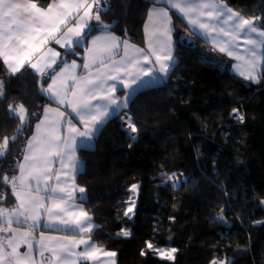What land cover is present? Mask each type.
<instances>
[{
    "label": "trees",
    "instance_id": "1",
    "mask_svg": "<svg viewBox=\"0 0 264 264\" xmlns=\"http://www.w3.org/2000/svg\"><path fill=\"white\" fill-rule=\"evenodd\" d=\"M51 1L34 0L42 7ZM227 1L238 9L259 6L264 12V0ZM152 5L159 3L101 0L107 9L101 20L142 46ZM171 14L177 62L166 81L137 92L105 123L95 146L79 150L84 168L77 183L86 189L84 207L99 226L91 236L99 246L117 252V264H211L215 257L230 264H264V75L258 83L239 77L195 33L198 48L180 45L177 28H188L174 10ZM67 56L83 61V54ZM0 81V144L9 139L0 158V207H13L17 200L3 177L19 172L27 141L50 102L41 92L50 78L42 79L28 67L10 75L0 60ZM10 105L27 109L25 124L9 111ZM234 108L243 122L230 115ZM126 111L136 133L122 124ZM234 130L236 143L231 142ZM173 173L179 187H172ZM132 184H139L135 194L129 190ZM130 197L135 200L131 219L124 215ZM121 229L131 230V236H118ZM148 241L177 248L175 261L159 259L147 249Z\"/></svg>",
    "mask_w": 264,
    "mask_h": 264
},
{
    "label": "snow or ice",
    "instance_id": "2",
    "mask_svg": "<svg viewBox=\"0 0 264 264\" xmlns=\"http://www.w3.org/2000/svg\"><path fill=\"white\" fill-rule=\"evenodd\" d=\"M108 0H104L107 4ZM156 3L168 7H153L149 10L151 30L146 28V48L130 45L127 41L111 33V24L101 20V0H52L46 8L39 7L34 0H0V60L10 75L19 73L26 66L34 70L42 79L50 78L51 83L41 91L60 105H67L73 114L83 123L84 130H79L72 122V117L57 109L45 108L43 119L35 125L36 134L28 141V152L24 162L18 165L19 176L3 177L11 184L12 194L18 201L12 209L0 207V264H38L33 256V243L30 232H20L12 228L13 222L28 228L39 227L41 213L47 215L46 227L63 231H73L82 235L92 233L94 225L91 216L77 203L86 199L84 188H77L62 181L69 173H78L80 164L76 159L77 138L92 139L100 126L113 114H119L132 101V92L141 85L160 79L162 74L168 76L174 63L173 26L169 7L175 9L181 18L186 19L193 30L197 31L214 49L235 59L233 71L244 80L259 82L264 75V18L243 16L233 10L225 0H156ZM260 21V23H258ZM71 27H68L69 24ZM99 28L100 34L91 37V46L85 47L93 29ZM66 29V30H64ZM63 33L59 38L58 33ZM49 40L65 48L66 53L79 55L76 47L85 48V59L82 68L88 75L78 77L75 69L81 67L73 60L68 63L61 59L62 67L57 71L53 66L61 54L43 47ZM123 45V55L114 59ZM94 69V70H93ZM69 81L72 85H69ZM111 81L112 83H109ZM127 90L123 99L114 96L117 87ZM4 82L0 81V97L4 96ZM25 124L28 118L23 105L16 108L9 106ZM56 115L49 119V113ZM33 116L36 114L33 113ZM237 122H243L244 116L239 109H232ZM131 133L138 131L129 116L126 121ZM66 125L67 135L62 136L61 127ZM136 139L135 136L131 137ZM13 140L16 137H12ZM9 139L5 137L0 144V158L8 149ZM59 162L61 170L54 174L52 165ZM66 169V171H65ZM50 184L49 181H53ZM164 175V173H161ZM175 173L169 177L174 181ZM74 179V177H72ZM180 181H174L172 187H179ZM35 189V194L33 192ZM139 184H132L129 189L138 192ZM43 191L46 195L41 196ZM2 199V197H0ZM50 200L51 206L45 201ZM124 212L129 219L134 215L135 200ZM223 219L222 216L217 217ZM11 235H6L7 233ZM131 230L121 229L117 234L130 237ZM21 244L27 245V251L21 253ZM83 245L84 249H76ZM39 264L48 260L49 264H77L78 260L97 262L106 258L102 264H115L116 252L106 251L88 239L69 237H44L40 234L38 241ZM159 259L174 262L177 248H160L151 241L146 242ZM49 252L50 257H45ZM141 255H145L142 251ZM211 264H218L213 260ZM219 264H230L220 261Z\"/></svg>",
    "mask_w": 264,
    "mask_h": 264
},
{
    "label": "crops",
    "instance_id": "3",
    "mask_svg": "<svg viewBox=\"0 0 264 264\" xmlns=\"http://www.w3.org/2000/svg\"><path fill=\"white\" fill-rule=\"evenodd\" d=\"M52 2V1H51ZM50 2V3H51ZM225 2L227 3V5L229 7H231L233 10L235 11H238L240 12L242 15H246L245 17H248V18H251L253 16H259V17H262L264 18V12L262 11V9L259 7V6H254V7H251V9L247 10V9H238L236 8L235 6H233L231 3H229L227 0H225ZM36 3V2H35ZM39 7H42L40 5H38ZM153 7H168L167 5H163V4H159V5H152L150 7V9H152ZM42 8H46V7H42ZM149 9V10H150ZM171 10H174L177 14L178 12L175 10V9H172L169 7V15L171 16V20H172V26H173V32H172V38H173V56H174V63L172 64L171 68H170V71H169V74L171 72V70L173 69V67L175 66L176 62H177V54H176V40H175V23H174V19H173V16L171 14ZM179 15V14H178ZM180 16V15H179ZM149 11H148V15H147V19L145 21V24H144V34H145V43L144 45L140 46L138 44H135L134 42L130 41V40H127V39H124L122 37H120L118 34H116L115 32H113L111 30V33L120 38L121 41H127L130 45H135L136 47H139V48H146V44H147V35H146V28L148 30H151V26H150V22H149ZM185 21V24L187 26V30L191 31L192 33H195L197 34L198 36H200L205 42L206 41V38L202 37L197 31L193 30L192 27L187 23L186 19H183ZM260 23V21H259ZM72 24L70 23L68 25V27H71ZM66 30V29H64ZM63 33H58L57 34V37L59 38V36H61ZM100 34V30L97 31L96 33H94L93 35H91L90 37H88V40L85 44V47H90L91 46V37L93 36H96V35H99ZM209 43V42H207ZM210 44V47H211V43ZM48 48H51L53 49L55 52H59L61 54L60 58H58L57 60V64L60 62V60L62 58H64L68 63H71L73 60L76 61L77 65H81V67H77L75 69V75L78 76V77H82V76H86L88 75V72L85 71L83 68H82V64L84 63V59H85V56H86V53H85V48L84 47H76L75 48V52L79 54L78 52V49L79 48H83V61L81 62L77 57H74V56H67L68 53H66L65 51V48L61 47L60 45H57L56 42L54 40H49L48 43L43 47L42 51L46 52ZM123 45H121L120 49L118 50V54H116L114 56V59L116 60H119L120 59V56L123 55ZM82 54H79V55H82ZM78 56V55H76ZM232 58V57H231ZM234 59V58H232ZM236 63V61H233V60H230L228 61V63L231 65V68L233 70V65ZM56 65H54L53 67H55ZM63 65L61 64L60 67H62ZM27 67V66H26ZM57 71L59 70V67L58 68H55ZM22 70V69H21ZM94 70V69H93ZM34 71V70H33ZM35 72V71H34ZM36 73V72H35ZM168 74V76H169ZM160 75V79L159 80H156V81H152L150 83H147V84H144V85H141L139 88H135L134 91L132 92V97L135 96V94H137V92H139L140 90L144 89V88H147L149 86H155V85H159L163 82L166 81V79L168 78V76L165 78L162 74H158ZM49 83H51V79L49 81ZM48 83V84H49ZM109 83H112L111 81H109ZM48 84L46 85H43L42 87L43 88H47ZM69 85L71 86L72 85V82L69 81ZM42 92V91H41ZM43 93V92H42ZM44 94V93H43ZM45 95V94H44ZM127 95V90H124V89H121L119 86L117 87V90L116 92L114 93V96L119 98V99H123L125 96ZM47 96V95H45ZM50 100V102L46 103L42 109V115H41V118L37 121V123L40 122V120L43 119V113H44V110L45 108H48V109H59L60 111H63L66 113V115L68 116H71L72 117V122L73 124L81 131L84 130V127H83V123L81 121L78 120V118L75 116V114H73L71 112V109L65 104V105H60L58 104L54 99H52L51 97L47 96ZM129 105V104H128ZM122 111V110H121ZM120 111V112H121ZM119 112V113H120ZM128 111L125 112V114H127ZM55 113L54 112H50L49 113V119H53L55 117ZM114 115H117V114H113L112 116L109 117V119L111 117H113ZM108 119V120H109ZM107 120V121H108ZM106 121V122H107ZM105 122V123H106ZM36 123V124H37ZM104 124H102L100 126V131L96 132L95 136L92 138V139H89V140H81L80 138H77V143H78V147H77V151H76V159H78L79 161H81L82 163L80 164V167H79V171L78 173H69V176L68 177H62V181H66L67 184L69 185H72L74 184L77 188H84L83 186L79 185L77 183V176L79 174V172H81V170H83L84 168V163L83 161L81 160V158L79 157V150L80 148H93L95 146V142H96V138L97 136L99 135V133L102 131L103 127H104ZM35 124V125H36ZM36 134V127H34V131L31 135V137ZM61 134L62 136H66L67 135V131H66V125L62 126L61 127ZM31 137L28 139V141L31 139ZM28 141H27V144H26V148H25V153H24V156L26 154H29L28 152V148H27V145H28ZM24 156H23V159L21 161V163L24 162ZM52 168H53V171H54V174H59L60 170H61V165L60 163L57 161L55 162L53 165H52ZM66 171V169H65ZM20 175V170L19 172L15 175V176H19ZM74 177V179L72 178ZM54 181H55V175L53 177V181H49L50 184H54ZM85 189V188H84ZM86 191V189H85ZM33 192L35 194V189H33ZM39 195L41 196H44L46 195L43 191H41L39 193ZM77 196V203L81 204L82 205V208L84 211H86L92 218V222L94 225H97V223L95 222L93 216L87 211V209L84 207V203L83 201L84 200H80L79 198V194L77 193L76 194ZM15 197V196H14ZM86 198H87V193H86ZM18 203V201H16ZM17 203L16 205H14L13 207H2V208H8V209H12V208H15L17 206ZM46 203V206L50 207L51 206V201L50 200H46L45 201ZM47 223V215L44 214V213H41V224L39 227H34V228H28L27 226L23 225V224H18V223H15L13 222L12 224V228H15L17 230H19L20 232H30L31 233V236H32V243H33V256H34V259L37 260L38 264H39V247H38V241H39V238H40V234L43 233L44 237H51V236H58V237H69V238H74V239H88L90 243H94L96 244L98 247H101L99 246L95 241L94 239L92 238V234L93 232L95 231V229L97 227H94L93 228V231L91 234L89 235H82V234H78L76 232H73V231H63V230H59L58 227L57 228H49V227H46L45 224ZM0 227H4V228H7V225L6 224H2L0 225ZM0 235H5L4 233H0ZM6 235H11V233H7ZM103 248V247H101ZM84 249V246L83 245H80L76 251L79 252V251H82ZM105 249V248H103ZM106 251H110V252H116V251H113V250H108V249H105ZM19 251L21 253L27 251V245L26 244H21L20 247H19ZM117 254V252H116ZM50 253L49 252H45V257H50ZM106 258L104 257H101V260L100 261H97V262H93V261H84V260H78L77 261V264H102V262L105 260ZM115 260V264H117V255L115 256L114 258ZM44 264H49L48 260H45L44 261ZM108 264H111V261H108Z\"/></svg>",
    "mask_w": 264,
    "mask_h": 264
},
{
    "label": "rangeland",
    "instance_id": "4",
    "mask_svg": "<svg viewBox=\"0 0 264 264\" xmlns=\"http://www.w3.org/2000/svg\"><path fill=\"white\" fill-rule=\"evenodd\" d=\"M249 9H251V8H247V10H249ZM243 16H246V15H243ZM258 23H259V21H258ZM198 47H199V43H198ZM213 51H214V54H215V56H216V59L218 60V61H224V62H228V61H230V60H233V61H235V59H232L231 57H229V56H227L226 54H224V53H221L218 49H214L213 48V46H212V44H211V47H210ZM177 54V53H176ZM201 54H202V57L203 58H206L205 56H204V53L203 52H201ZM235 63V62H234ZM144 89H146V88H144ZM130 116V113H129V111H128V113L127 114H125L124 116H123V120L124 121H126L127 120V118ZM131 117V116H130ZM132 122V121H131ZM133 123V122H132ZM235 135H236V132H235V130H234V132H233V134H232V141L231 142H235L236 141V138H235ZM236 143V142H235ZM232 157L231 156H229V162H231L232 161ZM176 177V176H175ZM174 177V178H175ZM156 247H160V248H170V246H164V245H156ZM213 260H216L217 262H218V264H219V262L220 261H226V262H228V259L227 258H221V257H215Z\"/></svg>",
    "mask_w": 264,
    "mask_h": 264
},
{
    "label": "water",
    "instance_id": "5",
    "mask_svg": "<svg viewBox=\"0 0 264 264\" xmlns=\"http://www.w3.org/2000/svg\"><path fill=\"white\" fill-rule=\"evenodd\" d=\"M177 35H178V42L180 45L189 49L198 48L199 42L196 36L191 31L180 26L177 28Z\"/></svg>",
    "mask_w": 264,
    "mask_h": 264
},
{
    "label": "built area",
    "instance_id": "6",
    "mask_svg": "<svg viewBox=\"0 0 264 264\" xmlns=\"http://www.w3.org/2000/svg\"><path fill=\"white\" fill-rule=\"evenodd\" d=\"M1 197L3 198V195Z\"/></svg>",
    "mask_w": 264,
    "mask_h": 264
}]
</instances>
